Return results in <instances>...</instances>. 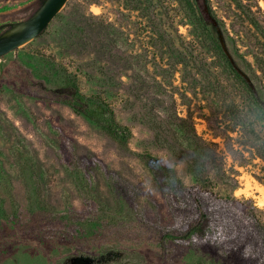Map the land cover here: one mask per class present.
Returning <instances> with one entry per match:
<instances>
[{
	"label": "rangeland",
	"instance_id": "374dc122",
	"mask_svg": "<svg viewBox=\"0 0 264 264\" xmlns=\"http://www.w3.org/2000/svg\"><path fill=\"white\" fill-rule=\"evenodd\" d=\"M40 1L0 0V34ZM195 2L264 108V0ZM190 22L178 0L144 10L72 0L33 45L0 62V264H264V160L254 145L264 142V112ZM169 45L187 72L169 64ZM43 60L110 107L131 131L127 148L67 104L25 95V83H45ZM136 75L147 84L134 88ZM193 77L195 88L184 81ZM143 105L172 113L197 144L186 150L198 169L214 156L207 183L156 145L138 119ZM150 160L166 171L163 185Z\"/></svg>",
	"mask_w": 264,
	"mask_h": 264
},
{
	"label": "trees",
	"instance_id": "16d2710c",
	"mask_svg": "<svg viewBox=\"0 0 264 264\" xmlns=\"http://www.w3.org/2000/svg\"><path fill=\"white\" fill-rule=\"evenodd\" d=\"M43 1L44 0L40 1V5ZM147 1L150 2L151 0H126L130 7L138 10H144ZM178 1L183 6L186 17L191 21L190 23L195 26L197 31L196 35L208 39L211 46L217 52L218 57L227 65L235 77L247 87V89L249 88L246 83L251 86L252 90H254L251 79L248 80L246 76L235 67L233 58L221 48L215 33L212 32V29L207 24L203 8L197 6L198 4L195 0ZM11 25L8 26L10 27ZM166 49L169 56L168 58L171 61L169 64L180 65L182 73L187 72L189 62L186 60L184 53L181 50H178L175 45H169ZM157 75L162 77V74ZM148 77L150 78V76ZM42 78L45 79V83L43 84L34 85L31 83H25V85L21 86V89L26 96L65 103L75 112L82 114L87 120L100 127L108 136L115 140L121 148L128 147V140L131 136V131L128 127L119 124L115 120L114 112L103 100L99 97L87 96L81 92L76 74L68 71L64 66L55 61L43 60ZM155 81L157 82V80ZM184 81L188 82L190 87L195 88L199 80L196 77H193L192 80L184 78ZM133 82L134 88L147 84L146 78L142 75L134 76ZM157 85L163 87L162 82H159V84L157 82ZM251 98L261 112H264V108L258 102V97L252 94ZM137 99L140 98H136V100ZM146 105H143V109L141 110L138 119L140 123L152 131L156 145L166 149L173 159L186 161L189 164V172L198 183H207V181L210 180L209 169L213 167L211 165L215 163L216 160L214 156H207L205 161L207 164L206 171L198 169L194 160H187V158L189 159L191 156L188 155L186 147L188 145L190 147L197 146L190 135L185 133V131L178 126L172 113L165 110L163 106H160V109H157L155 106L147 107ZM239 121L240 120H237L233 127L236 125H242ZM218 131L219 134L224 133L221 128H219ZM226 131L227 130H225V133ZM254 145L259 156L264 160V142L261 141ZM149 166L154 179L160 185H163L164 178L167 176L166 171L156 165L152 160H150ZM21 171L24 177H26V170L22 169ZM71 174L76 186L80 191H83L85 184L81 182L80 175L73 169L71 170ZM193 202L198 205L196 198H193Z\"/></svg>",
	"mask_w": 264,
	"mask_h": 264
},
{
	"label": "water",
	"instance_id": "95a60500",
	"mask_svg": "<svg viewBox=\"0 0 264 264\" xmlns=\"http://www.w3.org/2000/svg\"><path fill=\"white\" fill-rule=\"evenodd\" d=\"M71 2L44 0L30 17L3 31L0 34V62L8 59L19 47L33 45L68 10ZM215 36L223 51L228 53L222 32L216 29ZM246 78L250 80L248 76Z\"/></svg>",
	"mask_w": 264,
	"mask_h": 264
},
{
	"label": "flooded vegetation",
	"instance_id": "af4514ba",
	"mask_svg": "<svg viewBox=\"0 0 264 264\" xmlns=\"http://www.w3.org/2000/svg\"><path fill=\"white\" fill-rule=\"evenodd\" d=\"M233 61H234L235 67L241 72V70L239 69V67H238V65H237V62L235 61V59H233ZM246 85L248 86L250 92H251L253 95H255V96L258 97V102H259V90H258L256 87L253 86V83H252V87L254 88V90H252L251 86H249L247 83H246ZM254 91H255V92H254ZM259 103H260V102H259ZM260 104H261V103H260Z\"/></svg>",
	"mask_w": 264,
	"mask_h": 264
}]
</instances>
